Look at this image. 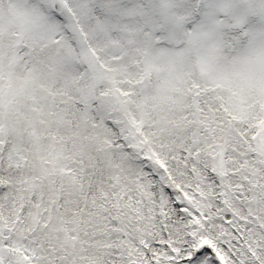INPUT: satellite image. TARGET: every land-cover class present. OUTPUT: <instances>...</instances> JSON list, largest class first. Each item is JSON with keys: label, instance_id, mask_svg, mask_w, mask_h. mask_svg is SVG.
I'll return each mask as SVG.
<instances>
[{"label": "snow or ice", "instance_id": "snow-or-ice-1", "mask_svg": "<svg viewBox=\"0 0 264 264\" xmlns=\"http://www.w3.org/2000/svg\"><path fill=\"white\" fill-rule=\"evenodd\" d=\"M0 264H264V0H0Z\"/></svg>", "mask_w": 264, "mask_h": 264}]
</instances>
